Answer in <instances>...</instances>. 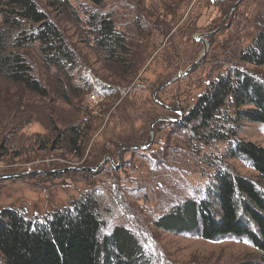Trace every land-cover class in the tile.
Returning <instances> with one entry per match:
<instances>
[{
  "label": "rangeland",
  "instance_id": "obj_1",
  "mask_svg": "<svg viewBox=\"0 0 264 264\" xmlns=\"http://www.w3.org/2000/svg\"><path fill=\"white\" fill-rule=\"evenodd\" d=\"M67 1L72 6L69 14H60L61 9L51 14L57 16L54 21L75 52V64L56 71L41 61L36 46L28 47L25 52L34 76L52 93L50 99L30 107L15 129L7 125L6 131L3 122L16 114L5 110L19 91L0 78V138L19 143L5 156L0 151V177L12 176L0 179V211L21 210L27 221L41 224L89 195L101 205L102 236L117 226L130 231L143 250L145 264H264V254L244 238L206 241L198 230L175 235L154 226L177 204L208 198L218 167L227 164L241 176H256L247 161L226 159L232 143H199L185 121L208 85L234 68L252 72L264 83V67L239 61L264 23V0H104L102 7L88 0ZM88 12L112 15L117 32L134 42L131 50L141 63L127 71L107 61L86 27ZM74 13L79 21H72ZM207 33H211L204 39L208 52L202 62L163 87L200 57L203 46L195 38ZM61 84L72 105L61 101ZM94 86L104 90L106 99L89 104L87 93ZM154 94L169 109L156 103ZM167 118L180 122L172 126ZM78 119L91 127L81 159L62 150H39L38 144L53 136L49 121L63 126ZM12 130V137L6 135ZM232 130L239 141L264 147L260 124L241 120ZM15 152H20L18 158L13 157ZM106 156L102 166L88 171Z\"/></svg>",
  "mask_w": 264,
  "mask_h": 264
},
{
  "label": "trees",
  "instance_id": "obj_2",
  "mask_svg": "<svg viewBox=\"0 0 264 264\" xmlns=\"http://www.w3.org/2000/svg\"><path fill=\"white\" fill-rule=\"evenodd\" d=\"M88 1L95 7L104 3ZM59 9L60 14H69L72 6L67 0H46L44 4L41 0H0V78L19 91L5 110L16 116L6 118V124L1 126L4 131L7 125L15 129L30 107L38 105V100L50 99L52 93L34 76L25 52L28 47L36 46L41 61L56 71L75 64V52L64 30L54 21L57 16L51 14ZM87 14L86 27L107 61L127 71L141 63L139 54L131 50L134 42L117 32L112 15ZM71 16L72 21H79L75 13ZM136 27L139 29L140 25L137 23ZM239 59L245 65L264 67V23ZM260 80L252 72L235 68L218 76L207 83L209 89L187 111L185 121L199 143H232L226 159L247 161L256 176H241L227 164L218 167L216 185L208 198L177 204L154 223L156 228L175 235L198 230L206 241L244 238L264 254V147L239 141L237 132L232 130L241 120L264 127V83ZM62 87L61 84V101L72 105ZM49 122L53 136L40 142L39 150H62L81 159L91 130L89 122L78 119L63 126ZM168 122L172 126L178 123ZM13 133L12 130L6 135L12 137ZM16 146L19 143L12 138H0L3 156ZM19 156L20 152H15L13 157ZM101 212L97 199L89 195L73 201L68 209L50 214L41 224L27 221L21 210L0 211V264H145L143 250L130 231L117 226L110 235L102 236Z\"/></svg>",
  "mask_w": 264,
  "mask_h": 264
},
{
  "label": "water",
  "instance_id": "obj_3",
  "mask_svg": "<svg viewBox=\"0 0 264 264\" xmlns=\"http://www.w3.org/2000/svg\"><path fill=\"white\" fill-rule=\"evenodd\" d=\"M211 1H212L213 3H214V2H217V0H211ZM236 7H237V4H235V5L232 7L230 13L226 16L225 19H227V17H229V16L231 15V13L236 9ZM218 30H219V29H217L215 32H217ZM210 34H211V33H209V34H208V33H207V34H201V35H199V36H197V37L195 38V41L201 43L202 46H203V52H202V54L200 55V57H199L195 62H193L190 66H188L184 72L176 74V75L174 76V78L171 79V80H170L169 82H167L166 84H164L163 87L172 84V83L175 82V80H177L178 78H182V77L188 75L189 73H191V72L195 69V67H197V66L202 62V60L204 59L205 55H206L207 52H208V44H207L206 40H204V39H205V36H206V35H210ZM156 92H157V91H156ZM155 96H156V94H154V101H155L156 103H158V104H159L160 106H162L163 108H167V109H169L167 106L161 104V103L156 99ZM170 110H172V108H171ZM174 112H175L176 114H178V115L180 116V118L183 117V114H182L181 111H179V110H174ZM159 120H160V119H157L155 122H153V123L151 124V126H150V132L153 131V126H154V124H155L157 121H159ZM166 120H167V121H172V122L177 121V120L170 119V118H167ZM178 122H180V120H178ZM147 146H148V145H147ZM147 146H141V147H140V146H129V147H127V148L134 149V150H137V149L141 150V149H145ZM124 148H125V147H123V149H124ZM107 159H108L107 156L104 157V159H103V161H102L101 163L97 164L95 168H88V171H91V172L96 171L100 166H102V165L105 163V161H106ZM118 159L120 160V156H119ZM8 177H12V176H1L0 179L8 178Z\"/></svg>",
  "mask_w": 264,
  "mask_h": 264
},
{
  "label": "built area",
  "instance_id": "obj_4",
  "mask_svg": "<svg viewBox=\"0 0 264 264\" xmlns=\"http://www.w3.org/2000/svg\"><path fill=\"white\" fill-rule=\"evenodd\" d=\"M105 99H106V94L100 86L98 87L94 86V88L88 91L87 93V100L89 104L96 103L97 101H103Z\"/></svg>",
  "mask_w": 264,
  "mask_h": 264
},
{
  "label": "flooded vegetation",
  "instance_id": "obj_5",
  "mask_svg": "<svg viewBox=\"0 0 264 264\" xmlns=\"http://www.w3.org/2000/svg\"><path fill=\"white\" fill-rule=\"evenodd\" d=\"M208 36H209V35H206L205 38L208 37ZM207 44H208V43H207Z\"/></svg>",
  "mask_w": 264,
  "mask_h": 264
}]
</instances>
